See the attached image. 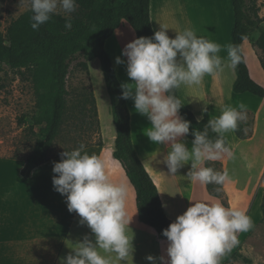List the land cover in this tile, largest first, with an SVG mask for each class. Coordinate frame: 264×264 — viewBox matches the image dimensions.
Returning <instances> with one entry per match:
<instances>
[{
    "label": "clouds",
    "instance_id": "obj_1",
    "mask_svg": "<svg viewBox=\"0 0 264 264\" xmlns=\"http://www.w3.org/2000/svg\"><path fill=\"white\" fill-rule=\"evenodd\" d=\"M20 4L30 6V26L35 31L59 11L70 14L77 8L76 0H21ZM65 28L71 30V19ZM224 47L227 61L219 55L220 44L198 37L194 29L186 28L170 38L161 26L152 37L137 38L122 51L127 58V75L134 83L121 84V98L133 100L136 112L151 122L152 126L145 130L151 142L170 146L165 164L171 175L191 164L186 177L192 183L223 186L231 182L228 172L215 171L205 164L232 155L225 134L235 131L238 121L247 119L245 104L240 103L239 110L226 106L219 117L208 121L203 132L190 133L191 122L180 116L182 102L174 90L182 85H200L205 75L235 69L243 62L239 45ZM115 62L125 64L121 57ZM203 112H208L207 107ZM209 129L217 134L215 140L209 138ZM189 134L194 136L191 149L182 142ZM84 147L81 144L76 150L61 153V161L53 162L52 180L54 190L66 197L68 211L81 217L80 223L91 229L95 242L85 236L83 242L75 244L74 254L61 258L60 264H112L100 250L126 262L134 252L127 228L135 216L128 218L127 186L110 182L103 160L94 154H82ZM253 226L251 217L243 211L221 203L196 202L163 231L169 242L168 258L149 255L146 259L150 264H220V258L238 245L237 234Z\"/></svg>",
    "mask_w": 264,
    "mask_h": 264
},
{
    "label": "rangeland",
    "instance_id": "obj_2",
    "mask_svg": "<svg viewBox=\"0 0 264 264\" xmlns=\"http://www.w3.org/2000/svg\"><path fill=\"white\" fill-rule=\"evenodd\" d=\"M20 2L0 0V33L6 41L11 25L31 10L30 6ZM183 4L191 26H197L198 34L202 37L209 40V36L212 42L220 44L221 57L227 60L224 46L231 44L234 24L231 0H183ZM257 6L264 28V0H257ZM78 10L77 6L73 13L59 11L55 15L71 17ZM121 31L127 38V33L134 32V29L129 23L122 22ZM258 36V31L250 32L251 38L247 40L243 54L251 78L264 87V53L256 50L258 48L254 44ZM231 87L225 88L227 97L233 99L227 102V106L238 108L240 103L247 106V119L238 121L242 123V132L247 139L237 143L235 131L225 134L234 152L226 159L225 166L222 162L210 161L208 167L218 172H228L231 182L223 186L206 184L208 196L195 195L194 203L220 202L226 208L245 212L253 221L251 230L237 234L238 245L220 258V264H264V154L263 161L258 159L259 164L255 163V155L264 152V98L262 100L249 93L234 94ZM66 89V110L59 135L50 150L49 161L61 160L62 152L76 150L81 144H84V148L98 146L103 139L100 159L104 165H117L122 170V164L113 156L117 131L100 59L92 53L76 56L69 66ZM44 90L35 82L30 69H13L7 62L0 64V264H33L30 260L31 239L26 236L25 228L22 230L25 224L27 228L30 227L31 218L23 216L21 219L19 213L32 212L35 205L47 210V206L53 203L50 200L52 197L44 190L46 183L53 178L52 166H42L31 177L43 181L44 192L41 194L36 196L31 186L19 183L24 180L21 175L24 160L40 138L39 127L35 124L41 115L37 95ZM209 92L210 96L216 97L212 88ZM224 108L217 109L220 115ZM255 128L258 130L254 131ZM157 159L161 165L165 164L160 155ZM190 168L189 163L180 169L182 179ZM122 179H127L124 174Z\"/></svg>",
    "mask_w": 264,
    "mask_h": 264
},
{
    "label": "trees",
    "instance_id": "obj_3",
    "mask_svg": "<svg viewBox=\"0 0 264 264\" xmlns=\"http://www.w3.org/2000/svg\"><path fill=\"white\" fill-rule=\"evenodd\" d=\"M150 3L151 0H76L79 10L73 16L54 14L38 31L30 26L33 15L30 10L11 25L7 41L0 33V64L7 62L13 69H30L35 82L45 89L37 95L41 115L35 124L39 127L40 138L36 140L32 153L25 158L21 171L22 177L28 179L37 167L50 160L49 153L59 135L66 110V85L71 61L86 53L100 59L117 131L114 157L122 164L135 188L140 221L162 234L173 221L167 217L158 189L135 151L127 102L121 98V85L105 51V42L123 21L132 26L137 38L154 35ZM231 4L234 17L231 44L242 49L243 42L250 38V32L258 31L255 45L264 53L263 19L259 15L257 0H231ZM68 19L72 22L71 30L65 28ZM242 36L247 39L242 40ZM242 56L243 62L234 69L236 80L232 92L250 93L262 99L264 88L251 78L243 50ZM174 95L179 98L177 89ZM181 106L180 116L191 122L190 133L195 130L203 132L211 119L209 112L202 121H198L183 104ZM235 132L240 139H246L241 122H238ZM187 138L194 140L191 134ZM209 138H217V134L210 129ZM226 141L231 149L227 138Z\"/></svg>",
    "mask_w": 264,
    "mask_h": 264
},
{
    "label": "crops",
    "instance_id": "obj_4",
    "mask_svg": "<svg viewBox=\"0 0 264 264\" xmlns=\"http://www.w3.org/2000/svg\"><path fill=\"white\" fill-rule=\"evenodd\" d=\"M150 17L154 32L159 31L161 26H163L167 29L169 37L175 38L178 32H182L186 28H191L195 30L198 37H201V35L198 34L200 33L199 28H197V26H191L189 16L184 9L183 0H151ZM134 32L131 31L130 33L129 31L126 38L125 33L121 31L120 25V27L115 30L114 34L105 42V51L111 59L113 69L120 85L123 83H134V81H132L127 75V58L122 56V51L125 46L137 39V36L134 37L136 35ZM208 38L211 41L209 36ZM247 40H245L242 44L243 51L248 42ZM256 50L260 49L258 48ZM219 55L222 56L221 52ZM117 57H121V59L125 60V64L117 65L115 62ZM235 80L236 74L234 69L225 68L222 73L217 75H205L200 85L191 87L182 85L181 88L177 89L178 95L182 104L195 116L198 121H202L205 118L206 113L203 112L205 107L208 109L210 118L219 117L220 114L217 109L224 106L226 107L228 101H233V99H229L230 97H227L225 88L229 85L233 86ZM210 88H212L213 94L216 93L218 100H216L215 96H210ZM126 102L130 113L131 136L135 151L137 152L138 157L144 165L146 171L154 181L158 189L162 205H167L166 208L163 207L167 217L175 222L178 216L184 214L187 209L194 204L195 195L208 196L206 184H199V182L189 183L188 179H185V176H182L183 179L180 177V170L175 175H171L166 164H160L157 156L160 155L165 163L166 154L170 151V146L166 148L164 145H157L151 142L146 136L145 131L152 126L151 122L146 116H142L136 112L133 100L129 99L126 100ZM235 107L237 108V106ZM237 110L239 109L237 108ZM261 110H259V112ZM257 130L258 128H255L254 131ZM246 139H240L237 137L236 142L241 143ZM183 141L191 149L192 141H190L187 137L183 138ZM103 144L102 139V144L84 148L82 154L86 153L90 156L94 154L100 158V150L103 147ZM233 150L234 148L232 147V153L234 152ZM263 154L264 152L255 155L257 156V160L255 161L256 164L263 161ZM228 157L229 156H225L221 160H218V162H222L225 166L224 163ZM258 159L260 161H258ZM60 161L61 160H57L55 162ZM42 166H47V168L51 166L53 167V162L48 161L47 164L45 163L37 167L32 172L30 178L34 177L39 171V168ZM122 170L120 168L118 169L117 165H105V171L110 182L114 184L123 183L127 186V212L129 220H131V218L135 215L133 221L129 225L130 228H127V235L130 239H133L132 243L134 252L133 256L130 255L126 262L117 260L114 253H105L103 250H100L101 255L109 258L112 261V264H150V262L146 259L149 255L157 258L163 256L167 259V247L169 243L167 238L164 237L163 234L157 233L151 227L140 221L136 205L135 188L130 183L125 169L123 168ZM122 174H124L125 178H127L126 180L122 179ZM30 178L24 179L19 183L26 184L28 187L31 186V188H33V192H36V196L45 190L47 195L52 197L50 200L53 201L51 205L47 206V210H43L40 205H35L32 208V212L29 211V213L25 214V212L22 211L19 213L21 219L23 216L31 218L29 223L30 227L27 228V224H25L22 230L25 228L24 232L26 236L31 239L30 242L32 248L30 252H32V256L30 257V260L33 264H60L61 258H66L70 253L74 254L73 250L75 248V244L83 242L85 236H89L93 242H95V237L91 232V229L86 224L82 225L80 223L81 217H79L76 213H70L68 211L67 204L65 202L66 197L54 190L52 179L49 180L50 182L46 183L47 185L43 190V181H37ZM173 193L175 195H173ZM157 264H159V261Z\"/></svg>",
    "mask_w": 264,
    "mask_h": 264
}]
</instances>
